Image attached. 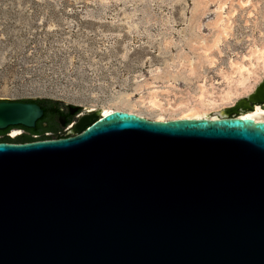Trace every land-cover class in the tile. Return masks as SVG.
Here are the masks:
<instances>
[{"label": "water", "instance_id": "1", "mask_svg": "<svg viewBox=\"0 0 264 264\" xmlns=\"http://www.w3.org/2000/svg\"><path fill=\"white\" fill-rule=\"evenodd\" d=\"M41 115L0 99V128ZM0 264H264V121L120 109L0 142Z\"/></svg>", "mask_w": 264, "mask_h": 264}, {"label": "rangeland", "instance_id": "2", "mask_svg": "<svg viewBox=\"0 0 264 264\" xmlns=\"http://www.w3.org/2000/svg\"><path fill=\"white\" fill-rule=\"evenodd\" d=\"M251 47H264V0H0V99L169 120Z\"/></svg>", "mask_w": 264, "mask_h": 264}, {"label": "bare ground", "instance_id": "3", "mask_svg": "<svg viewBox=\"0 0 264 264\" xmlns=\"http://www.w3.org/2000/svg\"><path fill=\"white\" fill-rule=\"evenodd\" d=\"M249 2H251V0H242V5ZM227 28L228 27H225L222 31L224 36L228 33ZM240 59L241 60H236L232 58L229 61L228 67L226 69H221L220 87L213 85L208 86L207 84L201 83L199 90L192 94L193 99L187 98L178 101L177 106L182 109V114L179 115L178 118H217L218 114L224 116L223 111L221 112L222 108L234 104L242 95L249 94V90L252 89L253 81L259 75L258 71L264 70V47H251ZM257 91L258 90L250 93L247 98L258 99L259 93H257ZM241 102L246 101L240 99L235 106L229 107L228 111L240 108V104L242 105ZM150 104L152 107L156 108L161 105L157 104L155 99L150 101ZM88 108L93 109L94 105ZM100 108L102 115H106L114 110H120L109 106H101ZM240 115L264 121V102L263 106L256 104L251 111ZM157 120L164 119L159 117Z\"/></svg>", "mask_w": 264, "mask_h": 264}, {"label": "flooded vegetation", "instance_id": "4", "mask_svg": "<svg viewBox=\"0 0 264 264\" xmlns=\"http://www.w3.org/2000/svg\"><path fill=\"white\" fill-rule=\"evenodd\" d=\"M259 93L258 99H264V77L255 86L250 93ZM249 93V94H250ZM247 94V96L249 95ZM247 96L241 97L234 104L221 109L223 115H227L228 108L237 104L240 99L245 100ZM33 100L37 98H32ZM40 100V99H39ZM42 109V115L35 121L33 126H25L22 124L11 125L5 128H0V142H29L34 140H43L50 138L65 137L74 133L77 128L87 127L90 123L98 120L101 116L100 109H89L78 103L69 102L66 100H50L48 103L33 101ZM264 102V100H263ZM262 103H255L262 105ZM240 108H235L239 114L249 112L251 101L241 102ZM263 106V105H262ZM221 116L218 114V117ZM178 118V117H175ZM174 119V118H171ZM20 132V136L17 134Z\"/></svg>", "mask_w": 264, "mask_h": 264}, {"label": "trees", "instance_id": "5", "mask_svg": "<svg viewBox=\"0 0 264 264\" xmlns=\"http://www.w3.org/2000/svg\"><path fill=\"white\" fill-rule=\"evenodd\" d=\"M22 101H26V102H33V101H39V102H45V103H48L50 100H45V99H21Z\"/></svg>", "mask_w": 264, "mask_h": 264}, {"label": "built area", "instance_id": "6", "mask_svg": "<svg viewBox=\"0 0 264 264\" xmlns=\"http://www.w3.org/2000/svg\"><path fill=\"white\" fill-rule=\"evenodd\" d=\"M20 134H21V133L19 132V133L17 134V136H20Z\"/></svg>", "mask_w": 264, "mask_h": 264}]
</instances>
